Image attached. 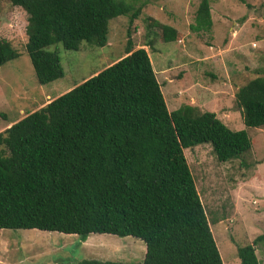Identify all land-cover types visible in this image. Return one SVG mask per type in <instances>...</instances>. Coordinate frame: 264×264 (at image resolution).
<instances>
[{"label": "trees", "instance_id": "16d2710c", "mask_svg": "<svg viewBox=\"0 0 264 264\" xmlns=\"http://www.w3.org/2000/svg\"><path fill=\"white\" fill-rule=\"evenodd\" d=\"M24 12L25 53L38 84L63 76L60 43L103 47L111 19L131 24L140 7L123 0H9ZM211 28L200 0L192 31ZM147 33L164 43L180 32L149 19ZM146 46L151 47V41ZM17 58L0 37V66ZM246 128H264V69L237 88ZM208 145L217 162L251 148L244 130L228 129L213 112L183 106L169 112L147 52L125 56L0 132V230L131 236L145 245L140 263L81 260L74 264H222L183 150ZM215 223V221H211ZM264 234L236 248L239 264H260Z\"/></svg>", "mask_w": 264, "mask_h": 264}, {"label": "rangeland", "instance_id": "374dc122", "mask_svg": "<svg viewBox=\"0 0 264 264\" xmlns=\"http://www.w3.org/2000/svg\"><path fill=\"white\" fill-rule=\"evenodd\" d=\"M123 1L140 7L136 19L131 24L127 16L111 19L103 47L85 42L75 51L60 43L48 46L46 51L57 53L63 76L40 85L24 50V12L0 0V37L17 52L0 66V132L123 58L129 34L132 50L147 52L169 112L185 105L213 112L251 141L248 152L224 163L215 160L208 145L183 150L222 264H239L236 248L264 234V128L244 127L234 100L237 88L264 69V0H208L207 31L190 29L200 0ZM149 19L173 27L179 38L164 43L147 33ZM144 252V243L131 236L90 234L82 242L57 232L0 230V264L140 263ZM255 254L264 264V241Z\"/></svg>", "mask_w": 264, "mask_h": 264}, {"label": "crops", "instance_id": "0c3cea01", "mask_svg": "<svg viewBox=\"0 0 264 264\" xmlns=\"http://www.w3.org/2000/svg\"><path fill=\"white\" fill-rule=\"evenodd\" d=\"M48 96H46V98H47ZM32 112V111H31ZM11 125V124H10Z\"/></svg>", "mask_w": 264, "mask_h": 264}]
</instances>
